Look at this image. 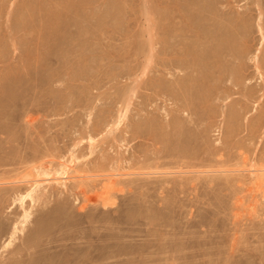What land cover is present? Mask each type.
I'll list each match as a JSON object with an SVG mask.
<instances>
[{"label": "rangeland", "instance_id": "374dc122", "mask_svg": "<svg viewBox=\"0 0 264 264\" xmlns=\"http://www.w3.org/2000/svg\"><path fill=\"white\" fill-rule=\"evenodd\" d=\"M262 14L264 0H0V183L34 180L41 167L53 172L64 163L87 180L77 188L72 179L67 189L52 183L44 200L34 207L27 200L24 209L14 199L26 184L0 186V262L15 264L24 241L3 247L32 209L25 240L40 244L55 231L60 240L33 263L264 264V178L249 173L264 170ZM173 121L185 123L186 134L172 139L184 157L177 159L184 170L173 171L210 174L177 176L186 181L181 189L172 177H116L117 212L82 210L103 175L169 162L159 158ZM105 234L112 249L92 250ZM108 254L115 257L104 261Z\"/></svg>", "mask_w": 264, "mask_h": 264}, {"label": "bare ground", "instance_id": "6f19581e", "mask_svg": "<svg viewBox=\"0 0 264 264\" xmlns=\"http://www.w3.org/2000/svg\"><path fill=\"white\" fill-rule=\"evenodd\" d=\"M109 2V1H108ZM107 2V3H108ZM106 3V2H105ZM110 6V5H109ZM112 6H113V3H112ZM107 8H108V6H107ZM110 9V8H109ZM260 14V13H259ZM193 16V15H192ZM260 16V15H259ZM262 16H264L263 14H262ZM261 16V17H262ZM262 20H263V17H262ZM259 22H261V20L259 19ZM191 23V22H190ZM245 25V24H244ZM259 25V24H258ZM262 25H263V23H262ZM259 28H260V26H258ZM261 29H262V27H261ZM259 30V29H258ZM262 31V30H261ZM261 31H260V33H261ZM264 34H263V31H262V36H263ZM261 36V37H262ZM264 37V36H263ZM264 42V41H263ZM200 45V44H199ZM204 45V44H203ZM233 46V45H232ZM202 47V46H201ZM200 47V48H201ZM220 49V48H219ZM245 50V49H244ZM204 51V50H203ZM200 52V51H199ZM249 52V51H248ZM196 53V52H195ZM229 54H230V52H229ZM231 55V54H230ZM229 55V56H230ZM257 56V55H256ZM259 56V55H258ZM257 56V57H258ZM201 57V56H200ZM234 57H235V55H234ZM240 57V56H239ZM256 57V58H257ZM231 58H233V54L231 55ZM236 59H238L237 57H235ZM200 59V58H199ZM234 59V58H233ZM201 60V59H200ZM207 60H209V59H207ZM258 62V61H257ZM262 62V61H261ZM195 63V62H194ZM256 63V62H255ZM193 64V63H192ZM233 64V63H232ZM178 65V64H177ZM184 65H186V64H184ZM190 65V64H189ZM257 65V64H256ZM179 66V65H178ZM189 67H191V66H189ZM194 67V66H193ZM196 67V66H195ZM184 68V67H183ZM187 68V67H186ZM256 68H258V65L256 66ZM181 69V68H180ZM183 70V69H182ZM185 70H187V69H185ZM189 70H191V69H189ZM194 72V71H193ZM190 75V74H189ZM187 78V77H186ZM226 78V77H225ZM178 79H180V78H178ZM189 79V78H188ZM181 80V79H180ZM179 80V81H180ZM177 83V82H176ZM179 83V82H178ZM179 86V85H178ZM181 86V85H180ZM180 86L178 87V88H180ZM189 86V85H188ZM191 86V85H190ZM176 87V86H175ZM177 88V87H176ZM176 88L174 89V90H176ZM177 88V89H178ZM191 88V87H190ZM189 88V90H191ZM182 89H185V90H187L185 87H182ZM178 91V90H177ZM179 92V91H178ZM177 92V93H178ZM180 92H182V91H180ZM179 92V93H180ZM185 92V91H184ZM184 92H182V93H184ZM190 92H192V91H190ZM176 93V94H177ZM188 93V92H187ZM186 93V94H187ZM193 93V92H192ZM175 95V94H174ZM188 95H191V94H188ZM176 96V95H175ZM184 96V95H183ZM177 97V96H176ZM194 97V96H193ZM185 98H186V95H185ZM187 99H188V96H187ZM189 100H190V96H189ZM189 100H187V102H189V105L188 104H184V106L186 105H188V106H190L191 104H192V102L190 103V101ZM185 101V100H184ZM194 103V102H193ZM187 109V108H186ZM191 109H192V105H191ZM190 109V110H191ZM126 111H128L127 109H126ZM189 112V111H188ZM123 113V112H122ZM189 113H191V112H189ZM125 118H126V115H124V114H122L121 115V118H118V122L116 121V127L118 128V126L120 127L121 125H124V124H122V123H124L125 121ZM178 119V118H177ZM176 119V120H177ZM182 120V119H181ZM191 120V119H190ZM195 121V120H194ZM149 122V121H148ZM147 122V123H148ZM153 121H151L150 123H152ZM174 122V121H173ZM146 123V124H147ZM149 123V124H150ZM166 122H164L163 124H165ZM169 123V122H168ZM137 124H140V125H142L143 123L141 122V123H136V129H138L137 128V126H139V125H137ZM152 124H156V123H152ZM184 124L185 123H182V122H179V121H177V122H174V124L172 123H170V125H167V127H169V128H171L172 129V131L170 132V133H168V131H170V130H168L167 131V133L169 134H166L165 136L166 137H169V138H167V139H165V138H163V139H165L164 140V142L166 143V150L164 151V153H163V157H161V158H159V161H161L162 159L163 160H168L169 159V162L167 161V162H165V163H160V162H157V164H153V166H150V167H147V168H143L142 170H145V171H148V172H145L144 171V173H140V174H134V173H129V174H118V175H116V174H110V175H108V176H102V177H106L107 178V180H104V184H103V186H102V188L100 189V192H99V194L96 196V197H94V198H90V197H88L87 199H86V205H84V206H82L81 208H82V210H87V206H88V204H93L95 207H94V209H97V206L96 205H100L101 206V208H103L104 209V211H102V212H107V213H114V212H117L118 210H117V208H115L116 206L118 207V204H117V202H116V199L115 198H117V197H115V196H113V190H115L114 188L116 187V185L118 184V179H115L116 177H126V176H147L148 178H157V176H162L163 178L164 177H172L173 179L176 177V178H178L177 176H179L181 179H184V178H188V176H194V178L196 179V180H198L200 177H198V176H196V174H210V172H206V170L207 169H210V168H207V167H205V168H207V169H205V172H202L201 170V172H196V173H194V172H174L175 170H184V167L182 166V165H180V163H179V161L177 160L179 157H182L181 156V154H179V153H176V150H177V146L175 147V146H173V141H172V139L174 138H176V139H179L180 141H181V139L183 138V135H186V134H182V132L184 131ZM187 124V123H186ZM197 124V123H196ZM107 125V124H106ZM112 125H114V122H113V124ZM135 125V124H134ZM166 125H165V127L164 128H162V129H165L166 128ZM188 125V124H187ZM191 125V124H190ZM143 126V125H142ZM146 126V125H145ZM149 126V125H148ZM151 126H153V125H151ZM156 126V125H155ZM154 126V127H155ZM159 125H157L156 127H158ZM186 126V125H185ZM133 127V126H132ZM141 126H139V128H140ZM144 127V126H143ZM160 127H162V125L161 126H159V128ZM186 127H188V126H186ZM142 128V127H141ZM149 128V127H148ZM168 128V129H169ZM191 128H193V127H191ZM143 129H147V128H143ZM155 129V128H154ZM113 130L114 129H112V127H111V129H110V132H109V129H108V131H107V133L110 135V133L112 132V134H113ZM119 130V129H118ZM142 130V129H141ZM166 130V129H165ZM164 130V131H165ZM115 131H116V129H115ZM114 131V132H115ZM136 131V130H135ZM147 131H148V129H147ZM152 130H151V128H150V131L149 132H151ZM158 131V130H157ZM185 131H186V129H185ZM148 132V133H149ZM189 133V132H188ZM111 134V135H112ZM136 134V133H135ZM134 134V135H135ZM151 134H153L152 132H151ZM161 134V133H160ZM163 134V133H162ZM164 134H165V132H164ZM156 135V134H155ZM157 135H158V133H157ZM91 136V135H90ZM150 136V135H149ZM152 136V135H151ZM159 136V135H158ZM189 136V135H188ZM92 137V136H91ZM90 137V138H91ZM140 137V136H139ZM170 137H172L171 139H170ZM153 138V137H152ZM190 138V137H189ZM156 139V138H155ZM184 139H185V137H184ZM183 139V140H184ZM178 140V141H179ZM190 140V139H189ZM92 144H94V143H96V140H95V142H94V139L93 138H91L90 140H89ZM156 141H158V139H156ZM179 141V142H180ZM186 141H187V139H186ZM80 142V141H79ZM159 142H160V140H159ZM158 142V143H159ZM182 142V141H181ZM185 142V141H184ZM188 142V141H187ZM194 142H196V140L194 141ZM194 142H192V144H194ZM163 143V142H162ZM178 143V142H177ZM189 143V142H188ZM78 145V144H77ZM179 145V144H178ZM125 146V145H124ZM184 146V145H183ZM191 146V145H190ZM94 147V146H93ZM179 147V146H178ZM91 148H92V146H91ZM190 148V147H189ZM185 149H188V146L187 147H185ZM184 149V150H185ZM161 150V149H160ZM178 150H180V149H178ZM181 150H182V148H181ZM191 150H193V149H191ZM191 150H190V152H191ZM195 150V149H194ZM92 152V151H91ZM71 153V152H70ZM156 153V152H155ZM162 153V152H161ZM72 154V153H71ZM76 154V153H75ZM182 155H185V156H189L188 155V153L187 152H183L182 153ZM77 156V155H76ZM159 156V155H158ZM196 156V155H195ZM73 157V156H72ZM198 157V156H197ZM182 158H184V157H182ZM201 158V157H200ZM73 159H74V157H73ZM162 160V161H163ZM177 160V161H176ZM72 161V160H71ZM120 161V160H119ZM187 161V160H186ZM197 161V160H196ZM70 162V161H69ZM207 162V161H206ZM145 163V162H144ZM182 163V162H181ZM69 164V163H68ZM71 164V163H70ZM74 164V163H73ZM77 164V163H76ZM191 164V163H190ZM200 164V163H199ZM63 164H61V169L60 170H58V169H56V171H55V169H54V171L56 172H52L51 170H49L48 168H47V170H45L44 168L42 169V167H41V169H38L37 171H38V176H49V175H51L52 173H55L56 175H58V177H54L53 175H51V177H53V178H44V179H42V180H38L39 178H34V180H28V178H27V180H21V179H19L20 181H15V182H10L9 181V183H0V186H6V185H17V184H26L27 185V190H26V192L24 191V193H20V194H18L17 195V197L14 199V203L15 202H19V204L21 205V208L22 209H24V205H25V203H26V201L27 200H31V203L33 204L32 206L34 207L35 206V204H37V202L39 203L40 202V200L41 199H43L44 197H42V196H44V194L43 193H45L46 192V190H47V188L52 184V183H54V184H57V185H59V186H61L62 188L64 187L65 189H67L68 188V182H70L72 179L73 180H75V187H80L81 185H83V183L85 184V182L87 181H84L85 180V177H83L81 174H79L78 172H76L75 173V171H73L75 174H77V176H75V177H73V175H75V174H73V172H69V166H65V163H64V165L62 166ZM195 165L196 164H194V168H195ZM73 165H71V167H72ZM190 166V165H189ZM205 166V165H204ZM116 167V166H115ZM192 167V166H191ZM190 167V168H191ZM255 167V166H254ZM37 168V167H36ZM73 168V167H72ZM72 168H70V169H72ZM203 168V167H202ZM257 168V167H256ZM261 168H263V167H261ZM198 169V168H197ZM219 169V168H218ZM73 170H75V169H73ZM174 170V171H173ZM250 170H251V167H250ZM249 170V173H250V175L253 177V178H256V181H257V178H260V179H258V181L259 180H261V179H263L264 178V170H255V171H253V172H251ZM252 170H253V167H252ZM137 171V170H136ZM169 171H173L172 173L171 172H169ZM199 171V170H198ZM233 172V171H232ZM235 172V171H234ZM70 173H72L71 175H70ZM108 173V172H107ZM211 173H221V172H216V171H214V172H211ZM223 173L224 174H227V173H225L224 171H223ZM240 173H243V172H240ZM101 176V175H100ZM25 177V176H24ZM33 178V177H35V176H30V178ZM92 177H94V176H92ZM91 176H86V178H92ZM95 177H97V176H95ZM99 178V177H98ZM146 178V177H145ZM169 178V179H170ZM191 178H193V177H191ZM207 178V177H206ZM84 179V180H83ZM171 179L173 182H169V180L167 179V181L166 182H169V184H172L173 186H175L176 188H179V189H181V188H183L184 187V185L186 184L185 182H180L179 181V178H178V181H176V179ZM190 179V178H189ZM72 180V181H73ZM170 180V181H171ZM185 180V179H184ZM196 180H194V181H196ZM254 180V179H253ZM264 180V179H263ZM71 181V182H72ZM88 181H89V179H88ZM90 181H92V180H90ZM90 181H89V184H90ZM128 181V180H127ZM139 181V180H138ZM143 181V180H142ZM189 181H191V180H189ZM5 182H6V180H5ZM8 182V181H7ZM102 182V181H101ZM192 182V181H191ZM190 182V183H191ZM264 182V181H263ZM92 183V182H91ZM97 183H99V182H97ZM189 183V184H190ZM193 183V182H192ZM261 183V182H260ZM129 184V183H128ZM127 184V185H128ZM131 184V183H130ZM256 184V183H255ZM87 185V184H86ZM86 185H84V186H86ZM257 185V184H256ZM52 186V185H51ZM92 186V185H91ZM99 187V186H98ZM142 187V186H141ZM259 187V186H258ZM257 187V188H258ZM9 188V187H8ZM94 188H96V187H94ZM124 188V187H123ZM130 188V187H129ZM132 188V187H131ZM130 188V189H131ZM143 188V187H142ZM174 188V187H173ZM2 189V188H1ZM83 189V188H82ZM81 189V190H82ZM154 189V188H153ZM165 189V188H164ZM12 190V189H11ZM190 190V189H189ZM44 191V192H43ZM50 191V190H49ZM119 191V190H118ZM122 193L124 192V190L123 189H121L120 190ZM153 191V190H152ZM176 191V190H175ZM39 192H42V194L43 195H41ZM177 192V191H176ZM47 193V192H46ZM45 193V194H46ZM13 194V193H12ZM48 194V193H47ZM46 194V195H47ZM91 194V193H90ZM4 195V194H3ZM109 196V197H107V196ZM116 195V194H115ZM103 196H105V197H103ZM115 197L113 200H112V198L111 197ZM148 196V195H147ZM14 197V196H13ZM42 197V198H41ZM78 197V196H77ZM132 197V196H131ZM3 198V197H2ZM146 198V197H145ZM148 198V197H147ZM0 199H1V197H0ZM8 199V198H7ZM44 200V199H43ZM42 201V200H41ZM48 202V201H47ZM16 204V203H15ZM28 204V203H27ZM26 204V205H27ZM46 204V203H45ZM50 205V204H49ZM10 206V205H9ZM68 206V205H67ZM42 207V206H41ZM45 207V206H44ZM63 207V206H62ZM78 207V206H77ZM93 207V206H92ZM11 209V208H10ZM72 209V208H71ZM80 209V208H79ZM89 210V209H88ZM69 211V210H68ZM75 211V210H74ZM40 212V211H39ZM97 212H98V210H97ZM96 212V213H97ZM3 213V212H2ZM23 213V212H22ZM78 213V212H77ZM92 213V212H91ZM32 209L31 210H24V215L22 214V216H21V219H19V220H21V222L20 221H18L19 222V225H21L20 227H18V224L16 225V223H15V226H14V228H13V230L12 231H10L9 232V237H8V239L6 240V244H4V247H3V250L5 251V253L6 252H8L11 248H13L14 247V245L16 244V242L19 240H21V241H24L23 242V248L22 249H20L17 253H16V255H18V256H20V257H17L16 255H14V258H12L10 261H15V264H18L19 262H22L23 263V259L25 258V257H28L29 258V263L30 262H32V264H36L37 262H39V261H37L36 263H33V261H35V256L39 253V252H41L40 254H42V252H44V253H46V256H47V253L49 252V251H51L52 250V245L54 244V243H57V242H59L60 240H59V238L58 239H56L55 237L56 236H54V235H56V234H58V232L56 233V231H55V233H54V235L52 234V237H46L45 239L46 240H44V242L41 244H39L37 241V243H35L34 242V240H32L33 242H30V241H28L27 242V239L25 240V236H26V228H27V224H29V223H32V222H30V220H32L31 218H32ZM42 214V213H41ZM80 214H82V213H80ZM84 214V213H83ZM44 215V214H43ZM74 215V214H73ZM89 215V214H88ZM93 216V215H92ZM100 216V215H99ZM108 216V215H107ZM121 216V215H120ZM61 217V216H60ZM70 217V216H69ZM74 217V216H73ZM34 218V217H33ZM88 218V217H87ZM93 218V217H92ZM114 218V217H113ZM64 219H65V217H64ZM67 219V218H66ZM71 219H72V217H71ZM83 219V218H82ZM82 219H81V221L79 222L78 221V224L80 223V224H82L81 222H82ZM101 219V218H100ZM108 219V218H107ZM117 219V218H116ZM75 220H76V218H75ZM80 220V219H79ZM87 220V219H86ZM93 220H95L94 218H93ZM99 220V219H98ZM177 220V219H176ZM66 221V220H65ZM90 221V220H89ZM92 221V220H91ZM119 221V220H118ZM67 222V221H66ZM73 222H74V220H73ZM86 222V221H85ZM84 222V223H85ZM88 222V221H87ZM86 222V223H87ZM112 222V221H111ZM113 222H114V220H113ZM112 222V223H113ZM103 223H105V222H103ZM108 223V222H107ZM123 223V222H122ZM1 224V223H0ZM90 224V223H89ZM110 224V223H109ZM113 224H115V222L113 223ZM113 224H111V225H113ZM14 225V224H13ZM83 225V224H82ZM62 226V225H61ZM63 226H64V223H63ZM55 227V226H54ZM75 228V227H74ZM73 228V229H74ZM77 228V227H76ZM75 228V229H76ZM58 230V229H57ZM96 230V229H95ZM61 231H62V228H61ZM67 231V230H66ZM68 231H69V229H68ZM79 231V230H78ZM86 231V230H85ZM103 231V230H102ZM121 231V230H120ZM208 231V230H207ZM60 232V231H59ZM76 232V231H75ZM84 232V231H83ZM0 233H2L1 231H0ZM61 233H63V231L61 232ZM89 233V232H88ZM3 234V233H2ZM43 233H41V234H37L38 236L39 235H42ZM91 234V233H90ZM61 234H59V236H60ZM84 235V234H83ZM85 235H86V233H85ZM84 235V236H85ZM97 235V234H96ZM156 235V234H155ZM28 236V235H27ZM34 236V235H33ZM36 236V235H35ZM38 236H36V237H38ZM59 236H57V237H59ZM68 236V235H67ZM110 235H101V236H99L98 238H93L94 239V241H95V243H94V241H93V243H91L90 244V247L92 248V250H93V248H94V251L96 250H98L100 247H102V246H107V247H111L110 249H112V244H111V242H112V239L109 237ZM31 237V236H30ZM54 237V238H53ZM66 237V236H65ZM104 237V238H103ZM60 238H63V234H62V237H60ZM64 239L65 238H63V241H64ZM67 239V238H66ZM65 239V240H66ZM72 239H76V238H72ZM79 239V238H78ZM83 239V238H82ZM117 239V238H116ZM37 240V239H36ZM80 240V239H79ZM84 240V239H83ZM87 240H88V238H87ZM92 240V239H91ZM70 241V240H69ZM81 241V240H80ZM98 241H100V243L98 242ZM111 241V242H110ZM67 242V241H66ZM172 242V241H171ZM61 243H62V239H61ZM74 243V242H73ZM84 243H86V242H84ZM64 244V243H63ZM80 244H81V242H80ZM126 244V243H125ZM57 245H59V244H57ZM68 245V244H67ZM73 245V244H72ZM88 245H89V243H88ZM172 245V244H171ZM76 246V245H75ZM79 246V245H78ZM100 246V247H99ZM63 247V246H62ZM66 247V246H65ZM82 248H84V247H82ZM103 248V247H102ZM65 249H67V248H65ZM72 249V248H71ZM117 249V248H116ZM138 249V248H137ZM164 249V248H163ZM58 250V249H57ZM56 250V251H57ZM68 250V249H67ZM101 250V249H100ZM99 250V252H101ZM65 251V250H64ZM90 251V250H89ZM103 251V250H102ZM109 251V250H108ZM145 251V250H144ZM70 252V251H69ZM69 252H66V253H69ZM92 252V251H91ZM110 252V251H109ZM82 253V252H81ZM86 253V252H85ZM113 253V252H112ZM49 254V253H48ZM59 254H61V253H59ZM88 254V253H87ZM102 254V253H101ZM126 254V253H125ZM129 254V253H128ZM4 255V254H3ZM61 255H63V254H61ZM65 255V254H64ZM67 255V254H66ZM93 255H94V253H93ZM109 255V254H108ZM107 255V256H108ZM117 255V254H116ZM45 256V255H44ZM50 256V255H49ZM74 256V255H73ZM86 256V255H85ZM89 256H90V254H89ZM107 256H105L104 255V257H106V258H104V261L105 260H108V259H113V256L115 257V255L113 254V255H109L108 257ZM135 256V255H134ZM1 257V256H0ZM48 257V256H47ZM87 257V256H86ZM103 257V256H102ZM126 257V256H125ZM186 257V256H185ZM3 258V257H2ZM80 258V257H79ZM96 258H100V255H94V256H92V260H95ZM37 259V258H36ZM39 259H40V257H39ZM42 259V258H41ZM77 259V258H76ZM82 259V258H81ZM33 260V261H32ZM44 260V259H43ZM68 260V259H67ZM86 260V259H85ZM90 260V259H89ZM99 259H97V260H95V262L96 261H98ZM101 260V259H100ZM26 261V260H25ZM45 261V260H44ZM52 262L54 261V260H51ZM50 261V262H51ZM82 261V260H81ZM87 261V260H86ZM85 261V262H86ZM102 261V260H101ZM112 261H114V260H112ZM43 262V261H42ZM41 262V263H42ZM73 262H74V260H73ZM76 262V261H75ZM78 262V261H77ZM83 262V261H82ZM44 263V262H43ZM0 264H5L4 262H0ZM31 264V263H30ZM37 264H39V263H37ZM48 264V263H47ZM62 264H64V263H62ZM66 264H68V263H66ZM72 264V263H71ZM79 264V263H78ZM88 264H89V262H88ZM90 264H91V262H90Z\"/></svg>", "mask_w": 264, "mask_h": 264}]
</instances>
